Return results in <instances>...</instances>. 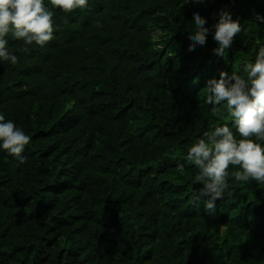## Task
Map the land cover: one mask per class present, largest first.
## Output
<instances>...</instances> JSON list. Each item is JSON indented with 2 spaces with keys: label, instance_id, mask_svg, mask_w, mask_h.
<instances>
[{
  "label": "trees",
  "instance_id": "1",
  "mask_svg": "<svg viewBox=\"0 0 264 264\" xmlns=\"http://www.w3.org/2000/svg\"><path fill=\"white\" fill-rule=\"evenodd\" d=\"M44 2L54 39L0 60V114L31 137L24 163L0 148V264H264V184L230 177L210 214L184 159L204 131L232 127L204 89L221 71L246 78L264 0ZM221 10L242 26L231 48L214 54L210 32L189 51L193 14L211 29Z\"/></svg>",
  "mask_w": 264,
  "mask_h": 264
},
{
  "label": "clouds",
  "instance_id": "2",
  "mask_svg": "<svg viewBox=\"0 0 264 264\" xmlns=\"http://www.w3.org/2000/svg\"><path fill=\"white\" fill-rule=\"evenodd\" d=\"M50 4L52 8L72 13L87 8L88 0H50ZM53 16L44 0H0V60L15 65L18 63L15 51L28 52L29 45L44 47L52 41L56 30ZM257 19L264 21L259 15ZM193 21L195 30L188 36L189 51L205 46L211 32L218 45L213 52L223 56L242 31L239 20H233L231 13L224 10L211 29L198 12L193 14ZM101 26L99 20L93 24V27ZM9 34L23 41V46L9 48L6 39ZM243 73L246 78L236 71L231 75L221 71L219 79H209L204 89L205 103L211 106V114L230 120L239 138L227 123L215 126L191 144L184 158L198 170L193 184L203 185L192 202L198 205L203 197H208L204 206L210 214L215 210L216 200L224 199L226 192L231 195L230 177L242 184L250 181L264 184V44L259 45L254 62H244ZM30 142L31 137L22 128L0 114V148L24 163L23 152ZM183 167V164L178 165L180 169ZM230 168L235 170L230 171Z\"/></svg>",
  "mask_w": 264,
  "mask_h": 264
},
{
  "label": "water",
  "instance_id": "3",
  "mask_svg": "<svg viewBox=\"0 0 264 264\" xmlns=\"http://www.w3.org/2000/svg\"><path fill=\"white\" fill-rule=\"evenodd\" d=\"M229 5L236 8L234 0H229ZM264 22V21H263ZM264 44V43H263Z\"/></svg>",
  "mask_w": 264,
  "mask_h": 264
}]
</instances>
